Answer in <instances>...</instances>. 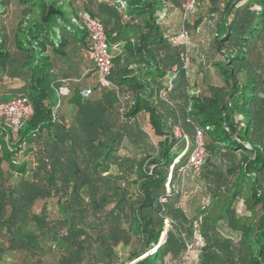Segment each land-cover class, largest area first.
<instances>
[{
  "label": "trees",
  "instance_id": "16d2710c",
  "mask_svg": "<svg viewBox=\"0 0 264 264\" xmlns=\"http://www.w3.org/2000/svg\"><path fill=\"white\" fill-rule=\"evenodd\" d=\"M187 1L0 0V104L34 106L0 147V264H126L121 248L134 264H188L192 250L193 264H264V63L251 59L264 0H197L184 20ZM84 13L105 30L115 88L96 80ZM183 29L223 86L193 81L171 40ZM197 131L205 200L190 213L181 169ZM139 135L160 138L154 155L124 153Z\"/></svg>",
  "mask_w": 264,
  "mask_h": 264
},
{
  "label": "built area",
  "instance_id": "2783aa9c",
  "mask_svg": "<svg viewBox=\"0 0 264 264\" xmlns=\"http://www.w3.org/2000/svg\"><path fill=\"white\" fill-rule=\"evenodd\" d=\"M197 0H188L184 5V20L188 19L196 10ZM82 25L85 27L89 34V49L87 56L93 62L95 67V77L98 84L103 88H115L114 83L111 80L113 71V62L110 55V45L107 41L105 30L100 22L92 18L88 13H84L81 18ZM175 44H179L184 47L182 53V60L184 62V68L190 70L191 56L190 53L194 49V45L191 42L189 33L186 30H182L177 36L171 39ZM71 80H62L61 85L55 88L57 105L60 106L63 98L71 95ZM92 94L90 88H85L81 91V95L86 97ZM161 98L165 99V95L162 93ZM34 115V106L28 96L19 95L9 102L0 104V147L3 143L7 146L18 137L21 128L29 121ZM176 137H183V133L179 127L173 128ZM154 129L147 131V134L151 137L154 135ZM185 137V135H184ZM198 145L190 156L188 165L182 168L181 171H185L186 168H191L195 174L200 175V169L203 164L207 153L203 146V134L201 131H197ZM199 228V225H196ZM190 249V247H189ZM154 251V250H153ZM136 261L129 264H134Z\"/></svg>",
  "mask_w": 264,
  "mask_h": 264
},
{
  "label": "rangeland",
  "instance_id": "374dc122",
  "mask_svg": "<svg viewBox=\"0 0 264 264\" xmlns=\"http://www.w3.org/2000/svg\"><path fill=\"white\" fill-rule=\"evenodd\" d=\"M198 15H193L191 18V25L195 23ZM192 31V29L190 28ZM191 64H190V72L194 80H199L203 75L205 80L213 85L223 86L224 82L219 75L218 71L214 67H210L207 60H203L200 53H198L197 49L194 48L191 53ZM251 59L255 63V65L260 69L262 63H264V38L256 46L251 49ZM208 60H212L211 58ZM160 140V138H156L155 142H150L145 140L141 135L137 136L135 142L132 143V146L129 145L128 151H124V153L129 155L137 154V158H143L148 156H152L156 152V143ZM189 146V142L179 143L178 146L175 147L176 150H186ZM182 185H183V196H184V207L190 212L194 213L199 210V208L203 207L204 204V186L199 179V176L195 174V172L191 168H186L185 172H182ZM198 238V237H197ZM202 241L198 238V243L195 246H200ZM121 257L126 261V264L129 263L127 260V250L121 248L119 250ZM196 250H192V255L188 258V264L195 263L197 259ZM5 262L3 264H12L14 260V255H7L5 257Z\"/></svg>",
  "mask_w": 264,
  "mask_h": 264
},
{
  "label": "crops",
  "instance_id": "0c3cea01",
  "mask_svg": "<svg viewBox=\"0 0 264 264\" xmlns=\"http://www.w3.org/2000/svg\"><path fill=\"white\" fill-rule=\"evenodd\" d=\"M176 15H177L176 13L170 14L169 20H168V24L169 25L176 26V19H177L176 18L177 17ZM112 52H113V54H121L123 52V46L122 45L114 46L112 48ZM91 67L93 69V66H91ZM93 77H94V73H92L91 77L86 80V82H85L84 85L85 86L86 85L87 86L90 85L92 83V81H93Z\"/></svg>",
  "mask_w": 264,
  "mask_h": 264
}]
</instances>
